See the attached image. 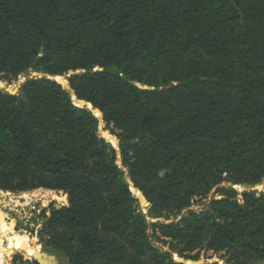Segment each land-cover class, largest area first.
<instances>
[{"label":"trees","instance_id":"obj_1","mask_svg":"<svg viewBox=\"0 0 264 264\" xmlns=\"http://www.w3.org/2000/svg\"><path fill=\"white\" fill-rule=\"evenodd\" d=\"M30 69L75 73L127 170L60 83L0 91V190L69 193L46 246L68 264H264V192L234 188L264 183V0H0V80ZM127 177L154 219L189 212L148 225Z\"/></svg>","mask_w":264,"mask_h":264},{"label":"rangeland","instance_id":"obj_2","mask_svg":"<svg viewBox=\"0 0 264 264\" xmlns=\"http://www.w3.org/2000/svg\"><path fill=\"white\" fill-rule=\"evenodd\" d=\"M30 71V70H29ZM26 72L22 75H20L21 77L25 78L26 76H28L30 74V72ZM44 74V73H43ZM71 75H68L65 78L66 80H68L70 78ZM63 78H58L57 80L59 82H61L63 85L67 84V81ZM3 83H7L8 85H10L11 87H13L14 84H16L17 82H21L18 80H15L11 83L9 82H5L0 80ZM69 81V80H68ZM73 98V96H72ZM78 104V103H77ZM94 109V108H93ZM96 111L94 109V115L97 117L96 115ZM92 112V111H91ZM93 113V112H92ZM100 113V112H99ZM101 114V113H100ZM102 114H101V119L99 117H97V119L102 120ZM101 128V129H100ZM105 133L111 137H113L116 141L117 145H113L110 143V141L106 140L107 143H109L114 149H116L118 151V164L120 166V168L127 174V170L122 166V157L120 154V150H119V145H120V141L118 136V132H114L112 131V128H108L106 123L104 122V120H102V122H100V126H99V135L102 137L101 133ZM103 138V137H102ZM120 161V163H119ZM127 180L129 182V184L132 186V183L130 182L129 177H127ZM226 186V185H224ZM236 187V186H235ZM258 188H260V190L263 189L262 186H259ZM41 191V196H35L33 197L32 195H30L28 198H22L21 195L22 194H12V193H8L5 192L6 195L8 196H2V194L0 196V214L5 215L6 217V223L8 224V228H11L14 232H18V233H22L25 237V239L28 240L29 245L32 246L33 248L35 247H39L38 252L47 254L48 256H52L56 259V264H68V259L65 258V256L63 254H61V252L56 251L48 246L42 247V244H47L48 242V237L46 236V231H45V225L47 223V219L46 216H50V211L51 209L55 208L57 210H60L64 207H68L69 206V196L68 194H64L63 192H54V196L52 195L51 191L48 190H44V189H40ZM138 190V189H137ZM39 191V190H36ZM133 191V190H132ZM131 191V192H132ZM35 192V191H32ZM32 192H27V193H32ZM260 192V191H259ZM142 198H139L136 194H134L133 192V196L134 198H136L138 200V210L139 213L145 218L146 222L148 225L152 224V223H157V222H161L163 220L160 219H154L151 214H150V205L148 203V201L146 200L144 194L140 191ZM214 191L212 192V194L210 195L209 199L212 197ZM47 194V195H46ZM32 196V197H31ZM144 202V203H143ZM207 202H205V206H198L195 205L193 208H191L192 210L201 212L205 209V207L207 206ZM145 205V207L143 206ZM185 215L188 213V211H184L183 212ZM149 234L152 236V230H149ZM154 241H156L154 239ZM2 247L3 249L7 250L8 249V238H4L3 242H2ZM155 245L161 249V250H166L169 251V247L168 246H164L162 243H155ZM21 255L23 256V258L25 260H28L30 262H34L35 260L30 257L27 256L25 254L19 253V252H7V254L5 256H1L0 255V264H13V259L16 255ZM174 259L177 262H181V263H186V264H194V262H203L204 264H227V257H226V253H220V254H214L213 252H208L205 253L203 252L198 260L196 261H186L184 259L179 258V256L176 253H172ZM14 255L11 259L10 257ZM197 255V253L194 254V256ZM37 262V261H36ZM39 264V263H38Z\"/></svg>","mask_w":264,"mask_h":264},{"label":"bare ground","instance_id":"obj_3","mask_svg":"<svg viewBox=\"0 0 264 264\" xmlns=\"http://www.w3.org/2000/svg\"><path fill=\"white\" fill-rule=\"evenodd\" d=\"M5 88H7V86L3 82L0 81V90L5 89ZM9 88H10V90H16L18 88V85L15 84L13 87L10 86ZM72 96H73V102L74 103H76V104L78 103V105H84V102L78 101L73 93H72ZM96 115H97V117H99L101 119V114L99 113V111H96ZM100 122H102V120H100ZM101 135L107 141L109 140L110 143L113 144L114 146L117 145L116 141L113 137L110 136V138H109V136L103 132L101 133ZM119 163H120V161H119ZM131 189L133 190L134 194H136L139 198H142L140 191L135 189L133 185L131 186ZM41 191L42 190L35 191L32 193H24L23 195H21V197L24 199V198H28L30 195H32L33 197L41 196L40 195ZM51 193L54 197L55 196L54 192L51 191ZM2 196L6 197L8 195H6L3 192ZM2 196H0V197H2ZM143 206L145 207V205H143ZM25 237L26 236H24L22 233L14 232L11 228H8V224L6 223L5 215L0 214V255L1 256H5L7 254V252L11 251V252H19V253L25 254V255L33 258L34 255L36 253H38L39 247L33 248L32 246H30L28 240L25 239ZM4 238H8V245L9 246H8L7 250L3 249L2 245H1Z\"/></svg>","mask_w":264,"mask_h":264},{"label":"water","instance_id":"obj_4","mask_svg":"<svg viewBox=\"0 0 264 264\" xmlns=\"http://www.w3.org/2000/svg\"><path fill=\"white\" fill-rule=\"evenodd\" d=\"M30 74L28 75V76H26L25 78H23V77H21V76H19L18 77V81H20L21 80V82H17L16 84L18 85V88L16 89V90H10V85H8L7 83H4L6 86H7V88H5V89H1L0 91H3V92H5V93H9V94H13V95H15V94H18L19 92H20V89L22 88V86L28 81V80H33V79H43V78H48V79H53V80H55L56 82H58V83H60L65 89H67L69 92H70V94H71V96H72V93L74 94V92L71 90V88H70V84H69V81L68 80H66L67 81V85L65 86V85H63L61 82H59L58 80H57V78H52L51 76H49V75H47V74H43V73H37V72H35L33 69H30ZM84 72V71H83ZM75 73H72L71 74V76L72 75H74ZM70 76V77H71ZM75 95V94H74ZM76 97V96H75ZM82 102H84V105L82 106V107H80V108H87V109H89L90 111H92L93 112V114H94V109H93V107L89 104V103H87V102H85V101H82ZM91 106V107H90ZM77 107H79V106H77ZM96 117V116H95ZM97 118V117H96ZM103 118V117H102ZM103 120V119H102ZM104 139V138H103ZM259 186H263V189L262 190H260V188H258ZM236 190H238V191H240V192H245V191H260V192H264V183H262V184H257V185H254V184H250V183H244V184H242V185H240V186H236V187H234ZM3 193V191H1L0 190V195ZM68 196H69V193H68ZM192 210V209H191ZM190 210V211H191ZM188 212H189V210H187ZM193 211V210H192ZM185 216V214L183 213L182 214V216L181 217H179V218H176V219H174V220H171V221H169V222H167L166 220H164V219H162L163 221H161L162 223H167V224H171V223H178V222H180L181 220H182V218ZM46 246V244H42V247H45ZM14 255H16V254H14ZM14 255H12L11 257H10V259L14 256ZM33 259L35 260V261H37L39 264H56V259L54 258V257H52V256H48L47 254H44V253H41V252H38V253H36L35 255H34V257H33ZM184 264H186V263H184ZM194 264H204L203 262H194Z\"/></svg>","mask_w":264,"mask_h":264}]
</instances>
